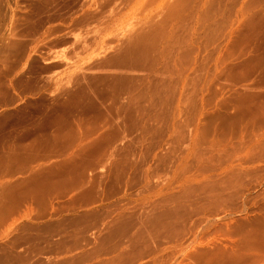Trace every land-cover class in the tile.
I'll use <instances>...</instances> for the list:
<instances>
[{
  "label": "rangeland",
  "instance_id": "1",
  "mask_svg": "<svg viewBox=\"0 0 264 264\" xmlns=\"http://www.w3.org/2000/svg\"><path fill=\"white\" fill-rule=\"evenodd\" d=\"M0 264H264V0H0Z\"/></svg>",
  "mask_w": 264,
  "mask_h": 264
}]
</instances>
